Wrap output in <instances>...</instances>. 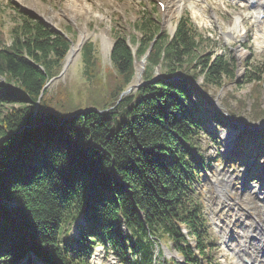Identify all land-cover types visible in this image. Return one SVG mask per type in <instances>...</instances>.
Masks as SVG:
<instances>
[{
    "label": "trees",
    "instance_id": "1",
    "mask_svg": "<svg viewBox=\"0 0 264 264\" xmlns=\"http://www.w3.org/2000/svg\"><path fill=\"white\" fill-rule=\"evenodd\" d=\"M12 12L8 38L0 30V264L30 255L90 264L96 247L117 264H182L163 246L184 264H213L199 138L235 128L240 111L252 122L264 117L262 70L246 68L249 107L231 89L220 100L225 110L210 106L203 96L234 81L233 58L198 54L186 16L170 34L147 12L133 24L139 38L115 37L107 70L92 41L81 45L87 87L74 97L51 87L72 38L17 6ZM141 58V83L123 94ZM255 132L247 133L264 140V129Z\"/></svg>",
    "mask_w": 264,
    "mask_h": 264
},
{
    "label": "rangeland",
    "instance_id": "2",
    "mask_svg": "<svg viewBox=\"0 0 264 264\" xmlns=\"http://www.w3.org/2000/svg\"><path fill=\"white\" fill-rule=\"evenodd\" d=\"M240 1L243 0H194V7L187 5L177 18H168L165 8H160L156 0H0V30L8 38L9 26L13 20L12 10L17 6L19 10L39 16L45 23L66 31L72 38L70 48L77 45L81 32H84L86 37L82 44L89 40L95 44L102 68L107 70L110 67L109 54L115 37H125L129 42L133 37L139 38L133 24L147 12L162 30L170 34L175 31L179 20L186 16L200 37L196 52L202 56L211 54L232 57L236 66L234 81L223 89L212 88L207 96H203V101L211 99L210 106L225 110L220 100L231 89L234 96L246 98L249 107L248 93L251 83L245 81L244 75L247 67H257L262 70L261 106L264 109V38L262 45L257 46L256 14L253 16V10ZM260 11L259 19H262L264 12ZM67 26L71 29H67ZM80 46L51 86H64L74 97L87 87L82 75ZM142 60L135 61L134 85L137 84L136 69ZM142 67L144 70L145 61ZM153 75L160 77L159 70L155 69ZM201 79L202 77L198 79L199 83ZM248 117L246 111H240L231 118L235 128L220 127L212 136L204 133L198 142L197 154L201 155L203 164L206 165L201 174V191L211 243L209 257L213 264H239L236 250L248 247L258 238L251 234L252 224H257L259 218V224L264 227V140L247 133L263 130L264 117L256 122L250 121ZM216 119L224 121L221 117ZM214 127V123L208 121V131ZM243 135H247L246 139L240 141ZM248 142L254 146L252 151L247 146ZM260 143L262 144L257 148ZM239 147L244 148L242 155L237 151ZM260 198L261 201L258 200ZM245 199L251 200L247 206H244ZM80 222L81 219L76 225ZM76 225L69 230L71 236L76 234ZM223 232L231 233L225 235ZM240 233L248 234L247 238L241 240L243 236ZM162 249L166 258L173 257L184 264L172 247L163 246ZM17 264L41 263L34 255H30ZM90 264L117 263L113 255L106 257L104 249L96 247Z\"/></svg>",
    "mask_w": 264,
    "mask_h": 264
},
{
    "label": "bare ground",
    "instance_id": "3",
    "mask_svg": "<svg viewBox=\"0 0 264 264\" xmlns=\"http://www.w3.org/2000/svg\"><path fill=\"white\" fill-rule=\"evenodd\" d=\"M240 2L244 3L245 6H247L249 9L253 10L252 15L254 13L256 14V16L253 15L255 18V23H256V32H258V33H256V39H257L256 44H257V46L260 47L263 43V38H264L263 37L264 36V20H263V23H260L258 21L259 20L258 14L261 13L260 10H264V0H243ZM163 3L165 6L166 17H168V18H177L187 5L194 7V0H190V2H188V3L186 1H183V0H166ZM243 8L246 9V7H243ZM201 10H203V9H201ZM235 27L236 26H234V29L236 32ZM85 37H86V35L84 34V32H81L79 39H78V42H77V45L71 47L69 50V53H68L69 55H68L67 61H70V58L74 54H76V51L79 48L78 46H80L82 44ZM142 66H143V63H140V65L136 69L137 70V76L139 75V71L142 68ZM257 195H259V193H257ZM258 200L261 201L262 198H260ZM249 202H251V200L245 199L244 206L249 205ZM245 208H247V207H245ZM257 220H258L257 224H259V222H260L259 218ZM257 224H256V222H254L251 226L253 228V232L251 234L258 236V238H256L257 241H254L253 243L249 244L248 247H244V248L236 250L237 254H238L237 257L240 259L239 264H264V247H263L264 246V227L261 226L260 224L259 225H257ZM257 228H259V229L257 230ZM235 229H236V227H235ZM246 232H247V230H246ZM229 233H231V232H228V233L223 232V234H225V235L229 234ZM247 235L248 234L242 235V233H240V236H243V237L242 238L239 237V238L241 240L242 239L245 240L247 238ZM249 241L250 240H248V242ZM254 248H255V250H254ZM260 257H261V259H260Z\"/></svg>",
    "mask_w": 264,
    "mask_h": 264
},
{
    "label": "water",
    "instance_id": "4",
    "mask_svg": "<svg viewBox=\"0 0 264 264\" xmlns=\"http://www.w3.org/2000/svg\"><path fill=\"white\" fill-rule=\"evenodd\" d=\"M145 61V59L143 58V60L140 62V63H143ZM69 63V61H67L65 64H64V66H63V69H62V71H61V73L65 70V68H66V66H67V64ZM142 71H143V67L140 69V71H139V75L137 76V79H136V81H137V84L136 85H132V86H130V87H128L127 88V90H125L124 92H123V94H126V93H129L133 88H137L139 85H140V81H141V73H142ZM60 75V74H59ZM36 110V109H35Z\"/></svg>",
    "mask_w": 264,
    "mask_h": 264
}]
</instances>
